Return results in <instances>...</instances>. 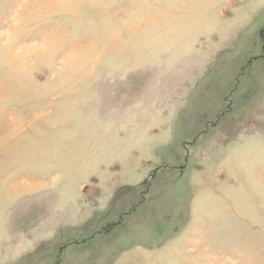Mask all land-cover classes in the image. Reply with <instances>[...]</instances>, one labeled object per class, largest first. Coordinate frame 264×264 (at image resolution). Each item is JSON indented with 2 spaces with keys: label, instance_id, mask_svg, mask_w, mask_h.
<instances>
[{
  "label": "rangeland",
  "instance_id": "rangeland-1",
  "mask_svg": "<svg viewBox=\"0 0 264 264\" xmlns=\"http://www.w3.org/2000/svg\"><path fill=\"white\" fill-rule=\"evenodd\" d=\"M0 264H264V0H0Z\"/></svg>",
  "mask_w": 264,
  "mask_h": 264
}]
</instances>
